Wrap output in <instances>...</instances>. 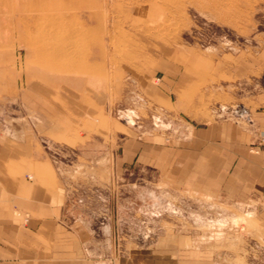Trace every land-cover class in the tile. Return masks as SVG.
<instances>
[{
  "label": "rangeland",
  "instance_id": "obj_1",
  "mask_svg": "<svg viewBox=\"0 0 264 264\" xmlns=\"http://www.w3.org/2000/svg\"><path fill=\"white\" fill-rule=\"evenodd\" d=\"M154 2L0 0V201L55 182L80 264H264L263 197L185 183L137 148L222 120L254 131L264 0Z\"/></svg>",
  "mask_w": 264,
  "mask_h": 264
},
{
  "label": "crops",
  "instance_id": "obj_2",
  "mask_svg": "<svg viewBox=\"0 0 264 264\" xmlns=\"http://www.w3.org/2000/svg\"><path fill=\"white\" fill-rule=\"evenodd\" d=\"M144 89L148 98L167 101L153 85L146 83ZM249 110L254 131L229 120L209 122L173 147L158 138L138 141L139 159L174 170L178 179L205 190L215 184L239 201L264 198V94ZM29 179L28 189L24 182L22 191L9 188L6 201H0V264H80L85 256L79 238L64 228L63 190L42 174ZM22 212L28 213L24 220Z\"/></svg>",
  "mask_w": 264,
  "mask_h": 264
},
{
  "label": "bare ground",
  "instance_id": "obj_3",
  "mask_svg": "<svg viewBox=\"0 0 264 264\" xmlns=\"http://www.w3.org/2000/svg\"><path fill=\"white\" fill-rule=\"evenodd\" d=\"M147 1H150V3L153 2V3H154L153 6L155 7V10H156L157 6H156V4H155L156 2H154L155 0H147ZM156 1H157V0H156ZM160 1H161V0H160ZM164 1L167 2V0H164ZM180 1H181V0H179V2H180ZM184 1H185V0H184ZM189 1H192V2H193V1H194V2L196 1V2H197V1H198V2H199L200 0H188V2H189ZM205 1H208L209 3L211 2V3L213 4V6L217 7V6H221V5L224 6V5H226L227 3L230 4V2H234V1H236V0H205ZM168 2H169V1H168ZM179 2H178L177 5H180ZM164 4H165V3H164ZM192 4H193V3H192ZM147 5H148V4H147ZM172 5H173V4H172ZM172 5H171V6H172ZM181 5H182V4H181ZM182 6H183V5H182ZM211 6H212V5H211ZM213 6H212V7H213ZM179 7H180V6H179ZM221 7H222V6H221ZM171 8H172V7H171ZM213 8H214V7H213ZM144 9H145V8H144ZM134 10L136 11V13L138 12V9L135 8ZM141 10H142V9H141ZM145 10H146V11H150L149 8H146ZM151 10H152V8H151ZM63 11H64V10H63ZM174 11H175V10H174ZM152 12H153V11H152ZM142 13H143V12H142ZM137 14H138V13H137ZM77 28H78V27H77ZM48 29H49V28H48ZM45 31H46V30H45ZM41 32H43V30H41ZM48 32H51V30L48 31ZM66 33H67V31H66ZM49 34H50V33H49ZM46 37H47V36H46ZM46 37H45V38H46ZM69 37H70V35H69ZM43 38H44V37H43ZM46 39H47V38H46ZM68 39H69V38H68ZM46 41H47V40H46ZM66 45H67V44H66ZM50 46H51V45H50ZM70 48H71V47H70ZM41 50H43V49H41ZM40 52H41V51H40ZM51 54H53L52 57L58 55V54H54L53 52H52ZM85 59H86V58H85ZM82 60H83V59H82ZM67 61H68V60H67ZM69 61H70V59H69ZM79 61L82 62L81 60H79ZM79 61H78V62H79ZM84 61H85V60H84ZM63 62H64V61H63ZM63 62H61V65L64 64ZM72 62H73V60H72ZM72 62H71V63H72ZM78 62H75V63H78ZM67 63H68V62H67ZM65 64H66V63H65ZM79 64H80V63H79ZM68 65H69V64H68ZM77 65H78V64H77ZM77 65H75V66H77ZM34 66H35V65H34ZM62 66H63V65H62ZM44 67H45V66H44ZM64 67L66 68V66H64ZM67 67H68V66H67ZM40 68H41V67H40ZM65 68H62V67H61V69H60V66L57 67V65H56V67L53 66V67H51L50 69H51V70H55V71H56V70H59V71H61V72L63 73L62 70H65ZM75 68H76V67H75ZM86 68H87V67H86ZM80 69H82V68H80ZM67 70H68V69H67ZM77 70H78V68H76L75 71H77ZM55 71H54V72H55ZM80 71H81V70H80ZM84 71H85V70H84ZM84 71L82 70L83 73L88 72V71H85V72H84ZM100 71H101V70H100ZM49 72H50V71H49ZM65 72H66V71H65ZM78 72H79V71H78ZM56 73H57V72H56ZM58 73H60V72H58ZM83 73H82V74H83ZM77 74H78V73H77ZM79 74H80V73H79ZM82 74H81V75H82ZM89 74H90V73H89ZM83 75H86V74H83ZM90 76H91V75H90ZM92 78H94V77H92ZM88 79H89V78H88ZM88 79H87V80H88ZM89 80H90V79H89ZM89 80H88V81H89ZM91 81H92V80H91ZM89 84H91V83H89ZM136 108H137V107H136ZM135 111H136V110H135ZM135 111H134V109H133V110H130V109H129V112H128V113H127V111L125 112V113H127V114H124V116L126 117V119H127L128 121L133 122V114H135ZM135 116H136V115H135ZM128 123H129V122H128ZM131 124H132V123H131ZM246 216H247V215H246ZM234 221H235V219H234ZM252 227H253V226H252ZM252 233H253V232H252Z\"/></svg>",
  "mask_w": 264,
  "mask_h": 264
}]
</instances>
